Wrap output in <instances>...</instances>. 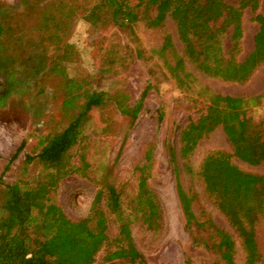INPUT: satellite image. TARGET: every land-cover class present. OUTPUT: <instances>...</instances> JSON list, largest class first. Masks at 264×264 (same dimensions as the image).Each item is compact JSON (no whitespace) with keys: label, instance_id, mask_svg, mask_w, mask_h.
I'll list each match as a JSON object with an SVG mask.
<instances>
[{"label":"rangeland","instance_id":"rangeland-1","mask_svg":"<svg viewBox=\"0 0 264 264\" xmlns=\"http://www.w3.org/2000/svg\"><path fill=\"white\" fill-rule=\"evenodd\" d=\"M57 1L0 0V22H7L14 29L7 36V43L17 45L14 60L7 65L3 64L0 53V175L21 141H25L23 150L0 180V194L17 178L30 181L39 178L42 170L37 163L28 165L23 173L25 155L37 151L38 136L62 130L76 112L73 107L63 105L61 70L80 81L83 85L79 88L88 87L109 95L123 94L129 104L135 103L151 83L153 87L133 123L111 102L89 112L82 140L70 150L69 160L76 169L59 183L55 194L57 204L69 218H83L94 194L101 189L100 207L107 218V233L114 237L120 218L111 206L109 187L119 196V209L127 210V203L136 191L134 168L146 161L151 165L147 185L156 194L163 217L161 228L156 232L144 230L135 222L131 225L134 243L147 263L210 264L214 259L202 245L193 244L191 236L183 229L184 217L175 191L177 173L184 191L195 197L194 211L199 213L203 209L218 227L233 236L236 241L234 264H244L238 238L226 217L204 192L199 177L202 160L208 152L223 150L232 154V146L220 125L196 138L194 144L192 139L200 132L193 130L190 143L184 140L183 132L202 118L211 123V108L225 107L224 103L214 101L215 95L243 99L242 113L256 124L258 131L263 130L264 62L244 83L207 76L188 62L184 73L188 71L191 75L182 77L184 73L178 75L168 68L181 54L176 27L170 18L162 27H150L140 21L134 25L133 33H129L107 21L91 22L89 9L97 0H62L66 18L61 25L46 30L44 36L50 37L56 30L63 38L57 41L59 39L51 34V42L44 39L39 45L42 39L34 26L37 16L32 15L34 11L31 12L30 7L47 4L58 14ZM227 3L236 4V1L227 0ZM256 13L264 14V0H259L255 11L250 8L243 11L242 38L235 55L238 61H243L254 47L258 28L253 20ZM166 33L171 36L173 46L161 50ZM27 41L31 44L24 51L21 45ZM55 42L60 46L56 54ZM222 46L227 55L231 49L228 34L223 36ZM35 51L37 54L33 56ZM30 55L33 59L24 63ZM53 65L54 71H51ZM231 161L243 171L264 173V161L250 165L235 156ZM254 229L261 256L258 264H263L262 217ZM102 256L100 252L93 264H127L120 260L104 262Z\"/></svg>","mask_w":264,"mask_h":264},{"label":"trees","instance_id":"trees-1","mask_svg":"<svg viewBox=\"0 0 264 264\" xmlns=\"http://www.w3.org/2000/svg\"><path fill=\"white\" fill-rule=\"evenodd\" d=\"M235 1L236 4H229L227 0H97L89 12L92 23L107 21L129 33H133L134 25L140 21L150 27H162L166 19L170 18L181 44V54L176 56L174 65L168 66L171 71L178 75L184 73L185 63L188 62L207 76L226 82L244 83L264 62V14L256 13L253 16L258 26L254 47L243 61H238L235 55L242 38L243 11L246 8L255 11L259 0ZM57 3L60 5L58 14L47 4L38 3L35 8L30 7L31 12L34 11L32 15L37 16L34 26L42 39L39 45L43 44L44 39L51 42L52 35L59 39L57 41L63 38L57 35L56 30L49 34L50 37L44 36L46 30L61 25V21L66 18L63 1ZM13 30L7 22H0V53L3 54L4 65L14 60L16 54L13 55L17 45L7 43V36ZM226 34L231 42L227 55L223 53L222 46ZM30 44V41L22 43L21 48L25 51ZM172 46L171 36L166 33L161 50ZM59 48V42H55L54 54ZM36 54V51L32 53L33 56ZM33 56L30 55L23 62H30ZM54 66L50 68L51 71H54ZM60 72L63 105L73 107L76 112L62 130L38 136L37 151L33 155H25L23 173L28 165L37 163L42 170L39 178L34 181L17 178L1 191L0 264H93L100 252L103 253L104 262L120 260L127 264H148L134 243L131 225L135 222L144 230L152 232L161 228V205L147 185L150 164L145 161L134 168L136 191L127 203V210L119 209V196L113 187H109L111 206L120 218L114 237L107 233V218L100 207L101 189L96 191L86 215L80 219L69 218L57 204L55 194L62 179L76 169L69 160L70 150L81 142L89 112L111 102L120 114L133 123L153 85L148 83L138 100L129 104L123 94L109 95L88 87L81 89L79 87L83 84L80 81L68 77L62 70ZM190 75L187 71L182 77ZM214 101L224 103L225 107L211 108L212 122L200 119L183 132V138L186 143H190L189 137L197 129L200 133L193 137L191 143L194 144L196 138L216 125L221 126L233 152H208L202 160L199 177L204 192L226 217L238 238L244 253V264H258L261 256L254 228L260 217L264 219V173L243 171L232 163L231 157L235 156L250 165L263 162L264 129L258 131L256 124L242 113L240 107L244 104L243 99L215 95ZM24 146L23 140L4 166L0 180ZM175 176V191L184 217L183 229L191 236L192 243L202 245L214 255L210 264H234L236 241L233 236L218 227L203 209L199 213L194 211L195 197L184 191L177 173Z\"/></svg>","mask_w":264,"mask_h":264}]
</instances>
